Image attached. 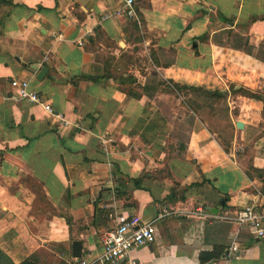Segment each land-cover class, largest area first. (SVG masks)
I'll return each instance as SVG.
<instances>
[{"label": "crops", "instance_id": "1", "mask_svg": "<svg viewBox=\"0 0 264 264\" xmlns=\"http://www.w3.org/2000/svg\"><path fill=\"white\" fill-rule=\"evenodd\" d=\"M117 6L0 3V250L12 264L92 261L123 212L155 227L152 244L129 252L133 264H264V240L231 220L264 207V0H135L137 21L99 20ZM137 33L169 60L149 78L125 67L119 84L106 42L128 52ZM156 77L223 95L228 142L196 112L165 110L175 92ZM11 80L52 113L12 98Z\"/></svg>", "mask_w": 264, "mask_h": 264}, {"label": "built area", "instance_id": "2", "mask_svg": "<svg viewBox=\"0 0 264 264\" xmlns=\"http://www.w3.org/2000/svg\"><path fill=\"white\" fill-rule=\"evenodd\" d=\"M135 0H116L117 8L112 11L103 12L99 20H105L111 17L124 16L128 20H136L134 10ZM82 37L76 40L80 45ZM12 98L22 100L28 103L39 104L45 112L52 113L49 104L42 100L41 96L29 89L28 84L24 80H11ZM61 125H67L68 122L60 117ZM161 213L155 218H160ZM238 226L244 227L252 241L264 240V207L259 211L251 205H245L235 212L231 219ZM155 239V227L153 221L142 222L136 214H127L118 212L112 217L111 226L103 232L101 239L100 254L92 261L87 259L79 260L78 264H133L129 259V252L137 247L148 246ZM230 250L236 251V245L231 244Z\"/></svg>", "mask_w": 264, "mask_h": 264}, {"label": "rangeland", "instance_id": "3", "mask_svg": "<svg viewBox=\"0 0 264 264\" xmlns=\"http://www.w3.org/2000/svg\"><path fill=\"white\" fill-rule=\"evenodd\" d=\"M142 39L143 38H140V35L138 33L135 34L134 46L129 49L128 52L120 51L121 49L119 48V46L122 47V44H119L118 46L114 43L106 42V46L108 45L112 48L111 50L114 49L115 51H117V55L114 58V62L112 64L110 72L112 76H118L125 67L129 68L135 66L143 74V76L149 78L151 72H155L152 67L153 64H158V62L163 64L164 62L169 60L168 54H156L151 49L149 50V44L145 45V43L141 41ZM144 48L146 49L144 50ZM102 55L104 56V54ZM155 79L156 82H163V87H168L170 91L175 92L172 93L173 96L178 93L179 95H182L176 101L173 99V96H170V99L166 103H163L162 107L165 108V110H168L169 105H172L173 102H175V106H177L183 112H196L198 115L203 116V119L206 121L207 127L211 131H213L220 140H222L223 144H226V142H228L231 136V124L229 123L228 119L224 117L225 112H229V107L223 95L220 94V96H217L216 94H209L207 92H204V89L202 90V88L192 90L189 88L179 87L178 90H175V88L171 86V84L165 83L163 80H161V78L156 77ZM149 81H151V79ZM129 92L131 94H135V88H130ZM242 93L248 92L242 91ZM217 113L220 114L216 116ZM0 264H8V262L5 261Z\"/></svg>", "mask_w": 264, "mask_h": 264}, {"label": "trees", "instance_id": "4", "mask_svg": "<svg viewBox=\"0 0 264 264\" xmlns=\"http://www.w3.org/2000/svg\"><path fill=\"white\" fill-rule=\"evenodd\" d=\"M9 1L10 0H0V3L9 4ZM125 70H126V68H124V71ZM121 76L119 74L117 77H114L115 81H117L119 84H121V83L128 84L127 79L120 78ZM171 86H173L175 88V90H178L179 87L189 88L192 90L201 89L200 87H194V86H179V85L174 84V83H171ZM202 90H203V88H202ZM203 91L207 92L209 94H216L217 96H220V93L217 91H209V90H205V89ZM247 94H249V93H247ZM218 254H219V250L216 248L215 249L213 248L210 252H200L198 254V259H199V262L204 263V262H206L212 258H216L218 256ZM5 261L8 262V264H12L10 259L0 250V263L5 262Z\"/></svg>", "mask_w": 264, "mask_h": 264}, {"label": "water", "instance_id": "5", "mask_svg": "<svg viewBox=\"0 0 264 264\" xmlns=\"http://www.w3.org/2000/svg\"><path fill=\"white\" fill-rule=\"evenodd\" d=\"M46 71V68L45 67H42L39 71H38V74H37V78L39 79L43 73ZM235 125L237 127H240L241 124L239 122H236ZM72 252H73V256L74 257H78L79 256V242L75 241L72 245Z\"/></svg>", "mask_w": 264, "mask_h": 264}]
</instances>
